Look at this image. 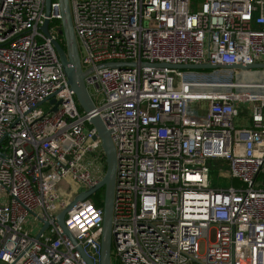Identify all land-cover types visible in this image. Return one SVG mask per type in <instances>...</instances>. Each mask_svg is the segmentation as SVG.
I'll use <instances>...</instances> for the list:
<instances>
[{
  "label": "built area",
  "instance_id": "2783aa9c",
  "mask_svg": "<svg viewBox=\"0 0 264 264\" xmlns=\"http://www.w3.org/2000/svg\"><path fill=\"white\" fill-rule=\"evenodd\" d=\"M69 3L91 112L54 45H66L60 1L47 15L46 0H0V264L101 263L103 207L67 213L76 243L58 222L105 175L95 115L117 155L112 264H264V93L237 91L264 84L159 65L264 63V0ZM219 166L239 184L210 187Z\"/></svg>",
  "mask_w": 264,
  "mask_h": 264
},
{
  "label": "water",
  "instance_id": "95a60500",
  "mask_svg": "<svg viewBox=\"0 0 264 264\" xmlns=\"http://www.w3.org/2000/svg\"><path fill=\"white\" fill-rule=\"evenodd\" d=\"M62 13V23L63 28L60 31L65 37L66 45L65 47L57 40L54 41V45L59 53L61 62L63 64L64 70L68 77L69 84L74 90L76 98L81 106V108L86 112H91L95 109V104L90 96L88 88L85 83L86 75L91 71H84L79 47L77 42V37L73 25V18L70 9L69 0H59ZM52 0H46V14H50ZM49 20L47 19L43 30L48 33ZM120 66L118 63H110L108 66ZM162 67H171L179 70H203V69H214V68H230V69H242L247 70L250 68H264V63L255 64H168L160 63ZM51 103H55V98L50 99ZM60 101L56 102V106L52 110H56ZM90 122L97 130V135L102 140V148L106 155V172L104 177L95 186L88 190L81 191L75 198L67 205V207L62 210L58 215V222L64 232L70 237L73 242H77L71 231L65 225V219L67 213L77 206L80 202L91 198L95 193L101 189L105 190V201H104V221H103V232L101 237V263L100 264H112V222H113V204H114V190H115V180L117 172V155L115 145L111 138V133L109 129L104 124L102 118L99 115H95L91 118ZM48 226V222L45 221L44 227L41 232ZM41 232L37 235L40 236ZM84 256L87 258L86 254L83 252ZM90 264H94L89 261Z\"/></svg>",
  "mask_w": 264,
  "mask_h": 264
},
{
  "label": "rangeland",
  "instance_id": "374dc122",
  "mask_svg": "<svg viewBox=\"0 0 264 264\" xmlns=\"http://www.w3.org/2000/svg\"><path fill=\"white\" fill-rule=\"evenodd\" d=\"M202 0H199L201 2ZM184 78L188 81H227V82H236V83H247V84H264V68H250L247 70L242 69H230V68H214V69H203V70H181L180 71ZM239 92H251V93H264V88H242L237 89ZM100 100L99 98H96ZM40 107L46 111L51 109L49 102H45L40 105ZM193 108L196 112H201L197 104L193 105ZM243 120V118H242ZM244 124L250 123V121H242ZM241 125V124H240ZM243 125V124H242ZM220 166L212 168L211 178L209 180V186L212 188H224L228 187L231 184H239L238 180H233L230 178L227 173H225L226 167L223 168V172L219 169ZM100 194L101 191H98ZM92 198V196H91ZM8 195L2 196V200H7ZM35 226L38 229L39 221H35L34 218L28 220L25 223V228L31 229ZM33 234L36 235V232ZM207 240V230L203 231L201 237L200 245L204 247L205 241ZM210 241L215 242V232L210 231Z\"/></svg>",
  "mask_w": 264,
  "mask_h": 264
},
{
  "label": "trees",
  "instance_id": "16d2710c",
  "mask_svg": "<svg viewBox=\"0 0 264 264\" xmlns=\"http://www.w3.org/2000/svg\"><path fill=\"white\" fill-rule=\"evenodd\" d=\"M101 193L99 194L98 192L92 196V199L95 203L96 206L98 207H103L104 206V201H105V190L101 189Z\"/></svg>",
  "mask_w": 264,
  "mask_h": 264
}]
</instances>
